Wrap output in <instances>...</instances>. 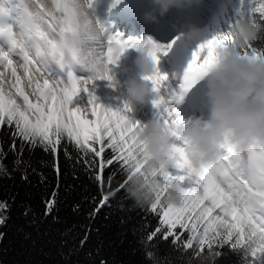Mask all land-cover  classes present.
Returning a JSON list of instances; mask_svg holds the SVG:
<instances>
[{
	"label": "snow or ice",
	"instance_id": "1",
	"mask_svg": "<svg viewBox=\"0 0 264 264\" xmlns=\"http://www.w3.org/2000/svg\"><path fill=\"white\" fill-rule=\"evenodd\" d=\"M238 3L236 14L254 10L264 23V8L254 7L257 0H238ZM94 7V0H0V127L6 125L11 130L14 153L15 141L21 142L15 165L22 163L25 145L30 149L39 146L56 157L66 138L80 153L88 170L95 169L98 162L95 180L103 190L106 169L119 166L108 177L110 186L116 175H127L126 169L136 161L134 133L140 120L127 115L131 110L126 104L112 108L97 102L89 90L93 79H102L94 74L97 65H115L127 48L143 49L158 67L154 75L144 79L151 82L155 92L162 86L167 89L168 99L158 95L153 105L179 103L210 68L217 46L231 40L233 13L225 28L192 49L180 73L178 87L173 89L166 83L169 74L158 65L160 55H167L177 38L163 44L147 36L122 39L118 35H105V28L96 20L103 32V38L97 40L83 20L86 13L95 15ZM110 86L114 87V83ZM82 92L87 94V102L73 105V99ZM173 111H167L163 118L175 136L176 162L168 178L181 182L185 190L178 204L165 202L161 193L148 206L145 219L154 214L158 226L145 233L143 242L155 247L151 242L157 237L164 242L171 239L173 250L187 252L194 249L199 238L201 252L210 246L219 249L227 245L243 254L242 264H259L264 255V144H252L240 150L226 143L221 146L219 159L198 174H190L186 157L190 141L180 135L183 122L172 118ZM109 150L111 157L105 159L103 154ZM65 156L72 158L67 149ZM53 167L59 178L58 163ZM0 171L11 178L3 165ZM21 178L27 179L26 174ZM124 184H119L115 192L123 190ZM114 195L113 192L104 195L95 211L110 206V197ZM55 196L53 192V198L45 201V216L53 210ZM9 207L6 202L0 203L2 211L7 212ZM5 219L0 218V224ZM147 227L144 225L142 230ZM185 232L187 239L182 240ZM80 243L83 245L84 241ZM152 254L148 252V256ZM166 264H170L167 258Z\"/></svg>",
	"mask_w": 264,
	"mask_h": 264
},
{
	"label": "trees",
	"instance_id": "2",
	"mask_svg": "<svg viewBox=\"0 0 264 264\" xmlns=\"http://www.w3.org/2000/svg\"><path fill=\"white\" fill-rule=\"evenodd\" d=\"M219 5V0L192 5L196 15L207 21L203 29L213 22L216 25L219 19V30L226 27L234 9L219 13ZM254 46L264 47V39ZM12 143L9 127H0V165L11 175L9 178L0 171V203L10 205L7 212L0 210V218L6 217L0 224V264H166V258L170 264H187V258L193 256L194 250H173L171 239L164 242L157 237L151 242L155 247L143 242L145 233L158 226V217L149 214L145 219L148 207L132 206V200L125 199V188L115 192L126 175H116L109 186L108 177L118 171V165L104 171L101 190L100 182L95 180L98 162L95 169L88 170L66 138L56 157L39 146L30 149L25 145L20 165L14 162L21 142L15 141L16 153L11 150ZM65 149L71 159L66 158ZM103 155L110 158V150ZM57 163L59 178L53 167ZM23 174L27 179L21 178ZM53 192L55 205L45 216V201L53 198ZM109 192L115 193L114 198L110 197V206L96 212L99 201ZM144 225L149 227L142 230ZM186 239L185 232L182 240ZM148 252L153 253L151 257ZM219 252L215 264H242L243 254L238 250L225 245ZM259 264H264V255Z\"/></svg>",
	"mask_w": 264,
	"mask_h": 264
},
{
	"label": "clouds",
	"instance_id": "3",
	"mask_svg": "<svg viewBox=\"0 0 264 264\" xmlns=\"http://www.w3.org/2000/svg\"><path fill=\"white\" fill-rule=\"evenodd\" d=\"M203 0H150L151 7L143 13L146 21H156L172 8L183 9L200 4ZM220 5L234 9L229 30L231 40L220 44L210 68L202 77L206 81V116L201 119L185 120L179 128L180 135L188 138L186 146L187 168L190 174H198L205 166L219 159L221 146L231 143L240 150L252 144H264V47H255L264 39V23L253 11L240 12L238 0H219ZM117 0H109V7ZM254 7L264 8V0H257ZM97 40L103 32L96 24L97 17L86 13L83 17ZM193 21H187L177 35L185 44L198 45L207 37ZM99 60V56L97 57ZM134 64L141 79L129 75L119 87L122 103L135 111L146 99L149 87L144 77L158 71L157 64L145 50H139ZM103 80L114 83L107 65L99 63L94 73ZM108 77H111L109 79ZM136 161L126 169L125 190L134 207H148L159 195L165 202L180 203L184 185L168 178L176 158L173 150V130L159 116L153 115L140 120L134 133ZM139 165V170H137ZM152 173L158 175L153 176ZM166 185V187H165ZM193 256L187 258L197 264H215L219 249L208 247L200 251L196 238Z\"/></svg>",
	"mask_w": 264,
	"mask_h": 264
},
{
	"label": "rangeland",
	"instance_id": "4",
	"mask_svg": "<svg viewBox=\"0 0 264 264\" xmlns=\"http://www.w3.org/2000/svg\"><path fill=\"white\" fill-rule=\"evenodd\" d=\"M142 1V2H141ZM94 12L97 20L105 28V35H118L122 39L133 38L142 39L147 36L159 43H167L176 38L181 30V27L187 21H193L198 24L203 30L202 35L208 37L216 31H219L222 21H215L216 25L212 24L208 28L203 29L206 25V19L196 15L193 6L177 9L172 8L166 14L162 15L156 21H146L143 15L139 12L141 9L151 7L150 0H119L115 6L109 7V0H94ZM136 6H139L136 8ZM114 8V9H113ZM132 8L135 12L132 11ZM216 9L220 12L226 8L221 5ZM194 45L185 44L183 39H176L173 47L168 51L167 55H160L159 68L162 72L169 74V80L166 82L171 88L178 87V80L182 68L190 58V53ZM139 50L136 48H127L120 56L115 65L109 64L110 73L114 77V87L110 86L109 81L103 79H93L89 85V90L97 97V102L102 103L112 108L122 106V97L119 92V87L123 86L124 81L129 75H136L138 79L141 77L134 64V58ZM175 73V76H173ZM79 75V73H77ZM149 93L146 99L135 111H130L127 115L131 119L142 120L150 116L156 115L163 119L167 111L172 112V118L179 119L181 122L197 117L203 119L207 113L205 101L200 98H205L206 81L198 80L183 96L179 103L168 101L167 104L161 103L153 105V100L159 95L167 97V89L161 87L158 92L152 90L151 82L147 81ZM87 102V94L80 93L79 96L73 99V105ZM88 117L91 118L90 113Z\"/></svg>",
	"mask_w": 264,
	"mask_h": 264
},
{
	"label": "bare ground",
	"instance_id": "5",
	"mask_svg": "<svg viewBox=\"0 0 264 264\" xmlns=\"http://www.w3.org/2000/svg\"><path fill=\"white\" fill-rule=\"evenodd\" d=\"M142 2V1H141ZM139 6H136V8H138ZM150 8V7H149ZM149 8H146V10L147 9H149ZM114 9V8H113ZM111 10H112V8H111ZM146 10H144V9H141L139 12H141V13H139L140 15H143V13L146 11ZM132 11L133 12H135L134 11V9L132 8ZM201 99V101L203 100V101H205L206 102V97L205 98H200Z\"/></svg>",
	"mask_w": 264,
	"mask_h": 264
}]
</instances>
